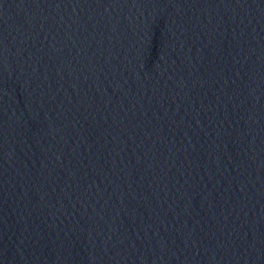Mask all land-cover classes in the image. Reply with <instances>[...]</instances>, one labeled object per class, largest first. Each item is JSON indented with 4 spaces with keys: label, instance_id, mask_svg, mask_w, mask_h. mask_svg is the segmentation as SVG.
<instances>
[{
    "label": "water",
    "instance_id": "95a60500",
    "mask_svg": "<svg viewBox=\"0 0 264 264\" xmlns=\"http://www.w3.org/2000/svg\"><path fill=\"white\" fill-rule=\"evenodd\" d=\"M0 264H264V161L43 0H0Z\"/></svg>",
    "mask_w": 264,
    "mask_h": 264
}]
</instances>
